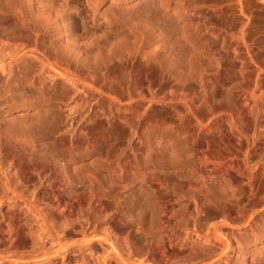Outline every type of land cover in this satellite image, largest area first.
Here are the masks:
<instances>
[{
    "label": "bare ground",
    "instance_id": "6f19581e",
    "mask_svg": "<svg viewBox=\"0 0 264 264\" xmlns=\"http://www.w3.org/2000/svg\"><path fill=\"white\" fill-rule=\"evenodd\" d=\"M84 1L87 3V5L90 4L93 5V7H98L107 0ZM125 1L127 0H124V2ZM157 1H159L161 4H165L167 8H171L170 4L172 0ZM199 1L201 3L200 9L202 10L200 30L198 29L199 32H197L199 33L197 42L199 46L197 51L198 53L196 52L198 57H196L199 58L198 60L200 61H198L199 67H197L196 70H193L190 64L191 61L189 60V58L193 57L188 56V59L186 56V58L184 57L187 60L184 62H187L186 66L189 67V70L187 68L185 71H195L199 84V95L197 97L193 95L192 98L191 96L188 97L189 99L191 98L190 100L184 95V99L186 100L185 103H183L185 105L184 108L186 107L189 113L191 108H195V106L198 108V105H200V107L202 106L201 108L204 109L209 105V103L215 102L218 98H221V100H223L222 98L229 100L232 95L231 91L235 90L236 88H242L244 81H241L248 77V79L251 80L253 87H251V92L248 88H246V90L248 89L249 91H245V88L243 89L245 92H247L245 95L250 92L249 96L247 95L248 97L244 98L242 95L241 97L239 96L241 99L244 98L239 100L242 101L241 105L239 104L240 111H237L240 113L233 112L234 110L230 113L231 115H234H232L231 118L226 122H223V124H226V128L222 126L223 124L218 125V123L217 126L215 125L216 127L213 123L211 125L199 128L198 134L196 131V136H198V138L202 137V135L207 137L204 139L202 138L203 141H201V147L197 146L195 148V145L192 142H190V144H186L189 142L183 144L187 137L184 138L185 140L181 138L183 139V142H181L179 139L181 136L178 137L174 135L175 131L172 132V127L176 126L170 127L167 124L169 123L168 121L166 124L164 121L161 122L165 119H162L164 115L161 116L162 120L155 119L158 121L155 122L157 124L153 125L151 122L152 125L149 126L148 124L142 128V121L147 116L146 112L149 105H140L137 102H133L135 99L131 98L129 99L130 101L127 103L125 108L116 106V113L119 114L120 112H128L131 122L129 125L133 135H138V137H140L141 140H144V142L149 143L152 137L159 138L163 143L165 141L167 142V145L165 143L164 144L168 149L167 157H170L169 160H167V158H161L163 155L162 153L160 157L156 151H154L156 153L152 154L153 149L150 147L147 149L150 153L146 157H142V159L144 158V161L143 163H140L141 165L143 164L145 167H150L149 165H152L157 169L160 168L164 170H168V168L171 166H176L179 168V172L183 173L190 168H188V165H185V161L182 160L184 154L188 156L187 158H190L187 160H190L192 165V168H190L191 170L189 169L190 172L188 170L190 175L188 174L189 176L186 178H184L185 176L182 177L181 180H183V182L181 181L180 183L183 185L185 184L186 190L189 192L186 195H191L190 199L193 202L194 210H197L196 212L199 211L198 209H201L199 208L200 204L204 205V207L214 205L216 208L218 207V209L221 210V213L224 214L222 223L209 225V227L205 228V224L195 221L196 223L194 222L195 224L192 225V229H188L187 224L184 222H182L184 223L183 225H174L171 217L169 216L170 211L168 210L169 202L174 195V192H176L171 188H181L179 184H176L179 181L173 183V178L171 180L170 177L165 178L166 176L164 178L157 177L154 179H144L141 177H139V179L133 178L132 176L128 177L127 171L131 165V161L128 160L130 162L126 161L127 163H123L121 165L114 164L115 166L111 164L113 157L111 158L110 147L112 148V146L109 145V137L104 132H99L98 135L93 133L95 136L90 138L85 136L82 138L81 143L80 139H71L70 141L68 140V147H59V144L57 145L59 140L57 143L56 140L55 142L52 141L53 143L51 142L50 144L48 143L49 141L46 140L45 142H47L49 145L45 146L43 144L45 147L43 149L45 151L47 149L49 150V156H53L50 157L51 160H48L46 155H42L44 151H42L41 155L39 153L37 154V152H33V150V153L30 151V161H49L51 163L50 166H54L52 167L55 170L56 175L54 176L50 187L47 189V192L44 194V197L41 198L43 203L39 201L36 196L31 198V202H22V198L17 192V187L14 185L17 184V178H15L14 175L9 174L8 171L10 167L8 166L10 165L5 163V158L3 159V148H6L5 151L7 152L17 153L18 160L23 162V160L28 157V155H25V158L22 156L26 153L28 154L26 149L27 147L25 148V146L21 144L17 145L18 148L21 146V150H23L22 146H24L26 151L23 154L21 153V150L18 149L13 143V136H11L13 139L9 135H7V138L4 137L5 139L0 136V264H70L75 260L72 259L71 261V259L69 260V257L74 251V253H77L78 248L76 247L78 245L81 248L83 247V250L85 249L82 253H80L81 256H79V258L81 257L82 260L93 258V260L90 261L95 264H145L148 259L152 257V264H221L222 262L224 263V261L227 263L231 258L233 259L237 254H239L240 251H246L244 250V247L247 246L248 241H252V243L255 245L257 241L260 240L259 236L262 235V227L264 226V162H257L255 167L258 174L256 175H254L255 173L253 174L246 172L247 170L245 171V169L249 168V159L259 156L260 151H262L261 154L264 153V129H262L263 133L261 135L258 134L259 132L257 133V131L254 130L251 132V136L248 137V141L245 144V159H243L245 160L244 169L238 165V161V164L236 163V160V165L233 164L234 162L231 163V160L234 157L229 158L230 163L224 164L225 160L220 161L221 158L219 159V156L215 155L217 152L215 154H213L215 151L211 153V151H209L210 149L208 150V145L210 143L209 139H212L211 137L214 135L213 130L216 129V131L225 129L224 132L227 133L228 137H236L235 135L237 134L234 135L233 130L237 131L239 127H237V122L239 121V124L241 122L240 120L237 121V119H239L238 114H249V116L254 120V123L256 122V115L258 117V115L264 114V90L261 89V92L258 89V82H260L258 80H261L264 83V63L261 62L258 56L254 53V55H249L248 53L249 61L246 62L244 59H242L243 57H240L241 53L239 51L238 52L240 54L237 52L236 49L238 48H233L239 47V44H246L245 31L248 27L252 33L256 29L253 19L255 18L256 14L264 16V0ZM219 1L227 3V10L230 11V17L236 18L235 22L246 19V23H243V27V24L239 23L242 28H240V32H238V37H232L234 38V41L230 40L231 42H229L226 40V38L219 41L220 34H218L219 29H217L216 25L219 19V15L217 16L218 12L219 14L220 12L222 13V10L216 5V3ZM7 2L11 9L18 13V17L14 16V18L16 17V19H18L17 23L20 21L21 26H24L23 29L25 32H22V28L19 29L20 27H17L18 25L15 23L14 26L12 25L10 28L8 26L10 29V34H7V39H4L3 34L8 33V28L7 30L4 28L7 32H1L2 34H0V111L3 110L5 111L3 113H7L6 110H10L11 105L16 102L15 100H17V98L15 99L14 97H18L19 95L22 97V95L26 96L28 94H34L37 96V98H39V100H47L49 98L48 95H50L51 92H57L60 90V92L62 91L61 93L63 97L69 101L75 100L77 97L83 94L84 96L81 95V98L83 99L81 107L79 105L78 108L75 106L79 110L77 111L76 108H68L69 110L67 114L70 115H66V118L64 117L66 123L68 124L67 127H72L73 124H76V122H73L74 119H76L74 114H85L84 112L93 108L90 106V102H86L87 99L89 97H107L108 95L105 94L103 88L104 82L115 78V73L112 75V72L109 71L110 69L108 63L110 62H106L102 57V46L98 47L97 52L94 53V59H91V52H88L87 50H80V47L77 46L76 43L78 41V36H74L70 33V28L72 27V25L70 27V15H72L70 12H72V9H75L76 4L72 6V2L70 0H63L62 3H60L61 7L58 9H54L55 6L48 7V0H7ZM110 2L111 4L108 5V8H106L107 10L105 9L106 11H114L112 4L123 1L110 0ZM159 2L158 4H160ZM219 4L220 2L218 5ZM75 10L77 11L78 9ZM210 13L212 14L211 18L208 17ZM253 14L254 16L249 18V16ZM142 21L143 19L140 20L141 23L139 22L140 26H148L146 25L148 24L147 21H145V23ZM247 21L249 22V25L246 28L245 24L248 23ZM210 24L212 25L210 26ZM244 28H246L245 31ZM16 29L20 31L16 32ZM184 31L186 32V28ZM191 47L193 48L194 46L191 45ZM247 48L245 46V49ZM230 49L234 50L232 51V57L225 55L226 51ZM193 53H195V51H193L190 55ZM5 59H8V61L6 62ZM147 59L148 57L145 58V60ZM145 62L148 63V61ZM184 64L185 63H183V65ZM237 67L240 73L236 72ZM122 70L125 72L120 74L122 75L121 77L127 79L129 83L135 81L133 79L135 71L132 70L131 67L123 68ZM146 71L144 69V74L142 75V79L145 81L148 80ZM55 73L58 74L63 82H57L54 80ZM244 73L247 75H245V78H243ZM43 75H45V77H43ZM240 92L236 94H242ZM14 93L20 94L15 95ZM239 97L237 98L239 99ZM41 108L44 107H39V113L36 111L38 114H40L42 110ZM50 110L47 112H52ZM206 111L208 114V110ZM47 112H45V114H41L44 117L43 119L41 118L42 121L47 122L45 125L46 128L44 126V131H41L43 129L40 128V131L36 132L38 134L33 135L37 136L35 137V141L34 139H31L33 143L38 142L40 145L41 143H44V139H48L50 135L47 127H54L53 124L57 123L58 121L57 116L53 117ZM189 115H191V111ZM237 115L238 118L233 117ZM179 118L181 119L180 116ZM258 128L259 126L257 129ZM174 129L176 128H173V130ZM58 130L62 131V129L60 130L59 128ZM216 131L214 132L216 133ZM76 132L77 131H75V133ZM178 135H180V133ZM15 138L18 139L17 137ZM22 139L25 140L23 136ZM239 139H241V137ZM160 140L158 141L160 142ZM191 140L193 141L195 139L191 137ZM4 141L6 142L5 145ZM19 142L21 143V141ZM239 142L241 141L239 140L238 144ZM61 143L60 145H63V142ZM38 144H35V147ZM38 147L40 146H37V149H39ZM58 147L59 149L61 147L62 148L59 150ZM81 147L86 149V151L87 149H91L90 151L98 153L97 156L99 159H97V162L95 161L96 164L94 167L86 169L82 168V170L71 172L69 167L66 165L69 163L67 162L65 164L64 161L67 158L73 159V157L76 156V151H78L79 148L82 149ZM41 149L42 147L39 150ZM112 154L116 153L114 152ZM60 156H62L61 159H59ZM180 156L182 157L181 160ZM64 157L66 158L63 161ZM187 158H185V160ZM174 160L179 161L175 162ZM47 161L45 164L47 163L49 166ZM183 164L187 166V169L184 168L185 170H183ZM208 165H210V169L208 168ZM71 167L72 166H70V168ZM252 169H254V166ZM124 170H126V172ZM226 170H229L230 173H232L230 170L235 171L236 173L234 174H236V176H234L233 173L232 174L236 178H227L228 173L225 177L224 171ZM205 171H210L213 173L219 171L220 176H218V173L217 175L215 174V177H212V173L210 176V172L205 173ZM233 176L231 177L233 178ZM121 188H129V191H126L128 196L135 194L136 192L139 195H137L135 199H129L128 196L123 197L116 193V191ZM41 190L42 188L38 191ZM164 190L167 192H164ZM10 194L13 195L10 196ZM182 194H184V192H182ZM256 196H259L258 201L256 205L254 203L253 204L255 205V208L260 207L261 209L259 210L249 208V206L253 207L252 200L254 199L253 197ZM40 202L42 203L43 208H50V213H45L44 209L38 210L35 206H33L35 203L40 204ZM23 205H26V208H29L28 211L31 210L33 219L27 221L22 220L21 211L16 210L18 207ZM82 206L86 207L92 218L102 221V231L98 233L95 229L89 236H87L86 230H83L82 232L85 235V238L83 241L78 242L77 244L74 243L76 244V251L73 247V243L69 244L64 242V229H62V227H64L65 223L68 222V218L72 217L75 213H79ZM108 206H114L116 208L115 211L120 213V215L118 214L119 216H121V214L125 216V220L121 221L123 223V228L119 229V231H121V234L119 235L113 233L114 229L111 225L107 226V220H112L113 217L108 212V208H110ZM117 218H114L115 221L119 220ZM132 225H136V227H138L137 231H139V234L143 236L144 240V237L150 238L149 240H151V242L148 240V243H146L150 249L149 251H151L153 247L156 248L153 246V244H157V248L154 249L155 251L153 250L154 255L149 254V256L147 255L146 258L135 259L136 257L134 256H137L140 251L139 249L142 250V248L136 247V245L133 243L134 241L132 242L130 238V233L128 230ZM98 229H100V227ZM241 230H244V234L246 235L243 236V238L240 237V239L236 231L240 232ZM192 235H196L197 237L196 240L192 241L191 243L189 239ZM140 241L143 242V240ZM188 242H190L189 245ZM96 244L98 246L93 248V246ZM144 244L142 246L143 248H145ZM97 248H99V250L101 249L103 253L100 259H94V255H97L96 253L98 252H96ZM79 251L81 252V250ZM192 257H196V259H192L193 261L189 262L190 260L188 261V259ZM79 258L77 259L79 260ZM90 261H88L89 263L87 264H91Z\"/></svg>",
    "mask_w": 264,
    "mask_h": 264
},
{
    "label": "rangeland",
    "instance_id": "374dc122",
    "mask_svg": "<svg viewBox=\"0 0 264 264\" xmlns=\"http://www.w3.org/2000/svg\"><path fill=\"white\" fill-rule=\"evenodd\" d=\"M62 1L63 0H48L50 5L48 3L47 4H48V7L55 6L54 9H58L59 7H61L60 3H62ZM70 1L72 2V4L71 3L70 4L72 6L76 4L75 9H78L77 10L78 12L75 9H72V12H70V14H72L70 15L71 17L70 27L72 25V27L70 28V33L74 36L75 35L78 36V41L76 43L77 46L80 47V50H87L88 52H91V59H94V53L97 52L98 47L102 46L101 47L102 52H103L102 57L106 62H110L108 63L109 69H110L109 71L112 72L111 73L112 75H114L115 73V78L104 82V86H103L104 92L108 96L107 97L101 96V97H95V98L89 97L86 102L88 103L90 102V106L93 108L84 112L85 114H79V115L74 114L76 119H74L73 122L74 123L76 122V124H73V126L70 128L67 127L68 124L65 121V118H66L65 116L70 115V114H67L69 110L68 108L70 109H73L76 107L78 108V105L81 107L82 102H83L81 95L84 96L83 94H81L75 100H69V101L68 99H65L63 97L61 93L62 91L60 92V90H58L59 92L57 91L58 93L56 91L51 92L50 95H48L49 98L47 97L49 100L48 99L39 100V98H37V96L34 94H28L26 96L22 95V97H20L21 95H19L18 96L19 98L14 97L15 99L17 98V100L14 99L16 102L11 105L10 110L9 109L6 110L7 113H3L5 112L3 110L0 111V136H2L3 139L7 138V135H9L10 137L13 136L14 139L13 137H11L13 139L12 140L13 143L16 146L20 144L24 145L25 148L27 147L26 149L28 151V154L27 153L24 154V152L26 151V149H24V146H22L23 150H21V146H19L20 148H18L17 146V148L21 150V153L24 154L22 155L24 156V158L28 155V157H26L22 162L18 160L17 153L7 152L5 151L6 148H3L4 149L3 159L5 158L4 160L5 163L10 165L8 166L10 167L8 171L9 174L14 175V177L17 178V184H14V185L17 187V192L21 196L22 202H25V203L31 202L32 201L31 198L34 196H36L39 199V201L42 202L41 198L44 197V194L47 192V189L50 187L53 181V178L56 175L55 170L53 169L54 166L53 165L50 166L51 163L49 161L46 160L49 166L47 165V163L45 164L46 162L45 160H44L45 162L30 161L31 158L29 156L32 150L33 152H37V154L39 153L40 155L42 151H44L42 155H46V158H48V160H51L50 157L52 155L49 156L50 153L48 152L49 151L48 149L46 151L43 149L45 148L43 144L46 146V145H49L52 141L55 142L57 140L56 141L57 143L59 140V143H57V145L59 144L58 145L59 147L60 146L68 147L69 146L68 140L70 141L71 139H74V140L80 139V143H81L82 138H84L85 136L90 138L92 136L98 135L99 132L100 133L104 132L109 137V145L112 146V148L110 147L111 158L113 157L112 161L110 160L111 164L121 165L123 163H127L131 161L130 163L131 165L127 171L128 177L132 176L133 178L141 177L144 179L146 178L154 179L157 177L164 178L166 176L165 178L170 177L171 180L173 178L172 180L173 183H176L177 181H179L176 184H179L182 189L181 188H177V189L171 188L172 190L176 192H174V195L172 196L169 202V210H168L170 211L169 216L171 217L174 225L179 226V225H183L184 223H186L187 228L192 229L193 228L192 225L195 224L197 221L199 223L205 224L204 225L205 228L209 227V225L222 223L224 219V216H223L224 214L221 213L220 212L221 210H219L218 207L216 208V206L214 205L204 207V205L200 204L199 208L201 209H198L199 213L196 212L197 210L196 211L194 210L193 202L190 199L191 195L190 196L186 195L189 192L186 190L185 184L183 185L182 183H180L181 181L183 182V180H181L182 177L185 176L184 178H186L190 175L189 172L191 170L190 168H192V165H191L190 160L187 161L190 158H187L188 156L185 154H184V157L187 158L186 160L184 157L182 159V157L180 156V160L181 159L184 160L185 165H188V168L190 167L189 168L190 170H189L186 168L187 166L183 164L184 166V167L182 166L183 170H185L184 168L187 169L186 172L182 171L183 173H180L179 168H177L176 166H171L168 168V170H164L160 168L157 169L155 168V166H152V165H149L151 168L145 167L143 166V164L141 165L140 163H143L144 161L143 160L144 158L142 159V157L144 156L146 157L150 153L147 150L150 147L151 149H153L152 154L157 152L159 157L163 154L162 156L164 157L161 156V158H167V160H169L170 157L169 156L167 157L168 149L165 146L167 142L165 141L164 142L165 144H164L159 138H156V137H152L149 143L144 142V140H141L140 137H138V135H133V132L129 125L131 124V122L129 119L130 115L128 114V112H123V113L120 112L119 114L116 113V108H117L116 106H121L122 108H125L127 103H129L130 101L129 99L131 98L135 99L133 102L135 103L137 102L140 105L142 104L145 106L149 105L148 110L146 112L147 116L142 121V128H144L148 124L149 126L152 125V123L153 125L157 124L155 123L157 121L155 119H161V116L164 115L162 119L164 118L165 119L164 120L161 119L162 120L161 122L164 121V123L166 124L168 121L169 123L167 124L170 127L176 126V127H172V132L175 131L174 135L178 137L181 136L179 137L181 142H183V139L187 137L186 140L184 139L185 141L183 144H185L186 142H189L186 144H190V142H192L194 143L195 145L194 148H195L197 146H200V144L202 143L201 141H203L202 138L204 139L207 137L205 135H202V137L200 138L196 136L198 134L199 128L211 125L213 123H214V126L215 125L217 126V123L218 125L223 124V122H226L227 120L231 118L232 115H234V114L232 115L230 114L233 110H234L233 112L240 111L239 108H240L242 101H239V100L241 99L240 98L241 95L244 98L248 97L252 89L251 87H253L251 80H249L248 77L245 78L247 76L245 73L243 74L244 75L243 78L245 79L242 80L241 78L242 80L241 82L244 81L242 88L241 87H240L241 89L238 88L240 90L236 88L238 91L236 89L231 91L232 95L234 94V91H235V94L233 96L231 95V98H229V100H225L224 98H222L223 100H221V98H218L215 102L209 103V105L204 109L201 108L202 106L200 107V105H198V108L196 106L195 108H191V110H189V113H188V109H186V107L184 108L185 105L183 103H185L186 101L184 99L185 96H187V99H189L188 97L190 96L192 98L193 95H195L196 97L199 95L198 79L196 78L195 71L193 70L194 69L196 70L197 67H199L198 66L199 58H197L198 57L197 51H198V46H199L197 42H198L199 33L197 32H199L200 30L201 18H202V15H201L202 10L200 9L201 8L200 1L199 0H174V1L172 0L173 3L171 2L170 4L171 8L169 7L167 8L165 4H161L157 0H127L125 2L124 0H122L123 2L112 4V8L114 11H106L107 10L106 8H108V5L111 4L110 0H107L105 3L99 5L98 7H93V5H90V4L87 5V3L84 0H70ZM158 2L161 5L158 4ZM219 2L220 4L218 5ZM219 2L216 3L217 7L219 6V9L222 10V13L220 12L219 14L218 12L217 14V16L219 15V19L216 24L217 29H219V32L218 31L217 32L218 34H220L219 41L223 40L224 38H226V40H228L229 42H231L232 40L234 41V38H236L235 36L238 37L239 35L238 32H240V28L244 26L243 23L244 22L246 23V19L240 20L241 22L240 21L235 22L236 18L230 17L231 16L230 11L227 10L228 9L227 3L225 2L223 3V1H219ZM173 11H175L176 13ZM15 13L16 11L15 10L13 11L11 9L7 0H0V34H2L3 32H7L6 30L8 26L10 28L12 27V25L14 26L15 23L18 25L17 27H20L19 29L22 28L21 30L22 32H25V30L23 29L24 26L22 27L20 21H18L19 23H17L18 19H16V17L14 18V16L18 17L17 15L18 13L16 14ZM222 14H224L225 16ZM253 16L254 14L250 15L249 18ZM208 17L211 18L212 14L210 13ZM142 19H143L142 22L144 23L145 21L148 22V24H146L148 26H144L145 24L143 23L144 24L143 26L145 28L142 27V25L140 26V23H141L140 20ZM11 20H12V23H11ZM239 23L243 24L242 27ZM253 23L256 28L253 33L250 32V29H248L249 22L245 24L246 25L245 27L246 28L248 27L247 30L246 28H244V31L246 30L245 31L246 32L245 33V37H246L245 43L246 44L244 45L239 44L240 45L239 47H233V48L235 49L238 48L236 49L237 52L239 51L241 53L240 54L238 52L240 54V57L241 58L243 57L242 59H244L246 62L249 61V55L254 53L258 56L260 61L264 63V16H260L256 14L255 18L253 19ZM211 25L212 24H210V26ZM185 28H186V32L184 31ZM17 29H16V32L20 31ZM5 34L6 36L7 34L9 35L10 29L8 33L3 34L4 39H7L8 36L6 37ZM191 45H193L194 47L192 48ZM245 46L246 48L248 46V48L245 49ZM193 51H195V53L190 55ZM232 51L234 50L230 49L226 51L225 55L232 57L233 55ZM185 56L187 57V59L190 56L193 57V58H189V60L191 61L190 64L193 70L185 71L187 70V68L189 70V67L186 66L187 62H184V61H187L185 59L186 58ZM146 57H148L147 60H145ZM7 61L8 59L6 60V62ZM145 61H148V63ZM183 63L185 64L183 65ZM130 67L132 68V70L135 71L133 75V79L135 81L131 83H129L127 79H124V77H121L122 75H120L125 72L124 70H122L123 68H130ZM144 69L145 71L147 70L146 71L147 76H148L147 81L142 79L143 78L142 75L144 74ZM236 72L240 73L238 67L236 68ZM43 77H45V75H43ZM54 77H55L54 78L55 81L63 82V80L58 76V74L55 73ZM258 81H260L258 82L259 91H261V89L264 90L263 81L261 80H258ZM244 88H245V91H249L248 89H250V92L247 94L248 96L245 95L247 92L243 90ZM246 88L248 89L246 90ZM238 92L242 94H236ZM16 94H20V93H16ZM237 97H239V99ZM40 106L44 107V108H41L43 110V112L41 110L43 114H45V112L51 109L50 111L52 112L50 113L47 112V113L52 115L53 117H56V116L58 117L57 123L53 124L54 127H51V126H49V128L47 127L50 135L48 139L45 137L46 139H44V143H41V145L38 144V142L33 143L32 141L33 139L35 141V137L37 136H33V135H37L38 133L36 132L40 131V128L43 129L41 131H44L46 128L45 125L47 122L42 121V119L44 118L41 115L42 113L40 112V114H38L39 113L38 109ZM78 110L79 109H77V111ZM206 110H208V114ZM190 111H191V115H189ZM237 113H240V112H237ZM241 114H238L239 119H237V121L238 120L241 121L240 124H239V121L238 122L236 121L239 124V125L237 124V127L239 126L237 131L233 130V134L234 135L237 134L235 135L236 137L234 138L228 137L227 133L224 132L225 129L221 131L218 130L219 132L216 131L217 129L213 130L214 140H213V136L211 137L212 139H209L210 143L208 145V150L210 149L209 151H211V153L215 151L213 154L217 152L215 155H218L219 159L221 158L220 161L225 160L224 164L230 163L229 158L234 157L232 158L231 163L234 162L233 164H235V160H236V163L238 161L239 164L238 163L237 164L240 167H242V169H244L245 160L243 159H245L244 154L246 152L245 144L248 141V137L251 136L252 134L251 132H253L254 130L257 131V133L259 132L258 134L260 135L263 133L262 129H264V114H260L258 115V117L256 115L255 123L252 117L249 116V114H246V115H244L245 113H241ZM38 115H41V116H38ZM238 115L233 116V117L238 118ZM179 116L181 117V119L179 118ZM183 116H186L187 118ZM257 124L260 129L259 128L257 129L258 127ZM222 126L226 128V124H223ZM57 127L60 130L62 129V131H59ZM173 128H176V129L173 130ZM75 131L77 132L75 133ZM196 131H197V134H196ZM214 131H216V133ZM179 133L180 135H178ZM240 134H243V135H240ZM22 136L25 140L22 139ZM15 137H17L18 139H16ZM191 137L195 140L192 141ZM195 137L198 139H196ZM240 137L241 139H239ZM46 140L49 141L48 142L49 144L45 142ZM158 140H160V142ZM237 140L238 141L240 140L241 142H239L238 144ZM19 141H21V143ZM194 141L195 142L197 141V142L195 143ZM61 142H63V145H60ZM31 143H33L34 145ZM5 144L6 142L4 143V145ZM35 144H38V145H36L35 147ZM37 146H40L38 147L39 149L42 147V149L41 150L37 149ZM33 148H35L36 150ZM81 148L82 149L79 148L78 151H76V156H74L73 159L67 158L65 160L66 157H64V159L62 158L63 161L65 160L64 161L65 164L67 162L69 163L66 165L69 167L71 172L82 170V168L86 169V168L94 167L96 164L95 161L97 162L98 161L97 159H99V157L97 156L98 153L94 151H90L91 149H87L86 151V149H83V147ZM84 151L87 153H85ZM114 152L116 154H112ZM261 152L262 151H260L259 156L254 157V158L252 157L251 159H249V164H248L249 168L245 169V171L247 170L246 172L253 173V174L255 173L254 175L258 174V172H256L255 166L258 161L264 162V153L261 154ZM19 155H20V152H19ZM112 155H114L115 157ZM61 157L62 156H60L59 159H61ZM75 158H76V161H75ZM225 158L226 159L228 158V159L226 160ZM174 161L176 162L179 160H174ZM240 163L242 164V166ZM69 165L72 167L70 168ZM73 166L76 168H74ZM209 166L210 165H208V168ZM253 166H254V169H252ZM124 171L126 172V170ZM230 171L233 174L236 173L235 171H232V170ZM209 172L205 171V173H209ZM224 172H225L224 173L225 177L227 176L226 174L228 173L227 178H230V179L236 178L234 177L236 176V174H234L233 176V174L230 173L229 170H226ZM211 173H212V177H215L219 173V171L214 172V173L210 172L209 173L210 176H211ZM230 175L233 176V178ZM218 176H220V173L218 174ZM41 188L42 190L38 191ZM126 191H129V188H126V189L121 188L118 191H116V193L120 194L123 197H127L128 194ZM164 192H167V191L164 190ZM182 192H184V194H182ZM12 195L13 194H10V196ZM137 195L139 194L136 192L135 194H131L128 197L129 199L130 198L135 199ZM183 195H186V196H183ZM253 198L254 199L252 200V204L254 203L256 205L259 196H256ZM41 202L40 204L35 203L33 206H35L38 210L44 209L45 213L47 212L50 213V208H45V207L43 208L42 206L43 202L42 203ZM254 204H253V207L249 206V208L250 209L252 208L254 210L261 209L260 207L255 208ZM23 206L18 207L16 210V211H21L22 220L27 221V220L33 219L31 215V210L28 211L29 208L28 207L26 208V205H23ZM110 208H108V212L113 217H112V220H107V226L111 225L114 229L113 233L119 235L121 234V231H119V229L123 228L122 227L123 223L121 221L125 220V216H123V214L119 216L120 213H117L115 211L116 208L114 206H111ZM114 218L115 219L117 218L119 220L115 221ZM101 225H102V221L97 220L96 218H92V216L87 211L86 207L82 206L79 213H75L72 217L68 218V222H66L65 226L62 227V229H64V234H63L64 242L69 243V244L70 243L77 244L78 242L83 241L85 238V235L82 232L83 230H86V235L89 236L95 229L98 233L101 232L102 231ZM99 227L100 229H98ZM262 229H263L262 235L259 236L260 240L257 241L255 245L252 243V241H248L247 246L244 247V250L246 251H240L239 254H237L233 259L231 258L230 260H228L227 263L226 261H224V263L222 262L221 264H233V263L234 264H237V263L238 264H264V226L262 227ZM137 230H138V227H136V225L130 226L128 230V232L130 233V238L132 242L134 241L133 243L136 245V247L142 248V250L139 249L140 250L139 254L138 255L136 254L137 256H134L136 257L135 259L146 258L147 255L149 256V254L154 255L153 252L155 251L154 249L157 248V244L156 243H155L156 245L153 244V246H155L156 248L153 247L151 251H149L150 249L148 248L146 243H148V240L150 238L144 237L145 238L144 240L143 236L140 235L139 231ZM236 233L239 235V238L240 237L243 238V236L246 235L244 234L245 233L244 230H241L240 232L236 231ZM196 237H197L196 235H192L189 241L192 243V241L196 240ZM140 240H143V242ZM149 241L151 242V240ZM190 242H188V245L190 244ZM76 244H74L73 246L74 249L76 247ZM143 244L145 248L142 247ZM78 246L76 247L78 248V251L77 249H75L77 253H74L75 251L73 250L74 251L73 254L69 257V260L70 259L71 261L72 259L75 260L71 262L72 264H87L89 263L88 261L93 260V258L91 259L89 258L86 260H82L81 257L79 258V256H81L80 253H82L85 249L83 250L82 249L83 247L81 248L80 246L79 247ZM97 246L98 245L96 244L93 246V248H96ZM97 249H96V252L97 251L98 252L96 253L97 255H94V259L95 258L100 259V257H102V254H103L101 249L100 250L99 248ZM79 250H81V252ZM77 258H79L80 261ZM152 259L153 257L149 258L145 264H152V261H153ZM192 259H196V257L195 258L192 257L188 259V261L190 260L189 262H191L193 261ZM90 263L95 264L92 261H90Z\"/></svg>",
    "mask_w": 264,
    "mask_h": 264
}]
</instances>
